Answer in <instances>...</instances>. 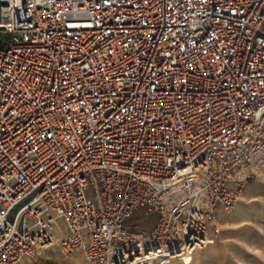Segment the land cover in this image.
<instances>
[{
  "label": "built area",
  "instance_id": "2783aa9c",
  "mask_svg": "<svg viewBox=\"0 0 264 264\" xmlns=\"http://www.w3.org/2000/svg\"><path fill=\"white\" fill-rule=\"evenodd\" d=\"M263 163L264 0H0V264L180 258Z\"/></svg>",
  "mask_w": 264,
  "mask_h": 264
},
{
  "label": "rangeland",
  "instance_id": "374dc122",
  "mask_svg": "<svg viewBox=\"0 0 264 264\" xmlns=\"http://www.w3.org/2000/svg\"><path fill=\"white\" fill-rule=\"evenodd\" d=\"M256 171L236 206L229 213L221 212L217 221L209 225V237L214 241L193 252L188 264H264V163ZM144 216L141 208L130 222L151 229L155 216ZM77 256L81 253L67 255L58 245H52L21 264H76L72 258ZM166 259L163 264H187L179 258L165 262Z\"/></svg>",
  "mask_w": 264,
  "mask_h": 264
},
{
  "label": "crops",
  "instance_id": "0c3cea01",
  "mask_svg": "<svg viewBox=\"0 0 264 264\" xmlns=\"http://www.w3.org/2000/svg\"><path fill=\"white\" fill-rule=\"evenodd\" d=\"M61 226H63L64 227V225L62 224V222H59L58 224H57V230H56V232L57 233H64V231H65V227H64V231H62V232H60L59 231V229H61ZM58 235V234H57ZM59 235H61V234H59ZM76 255V254H75ZM72 259H74L73 261L76 263V264H89L88 262H87V260L85 259V257L81 254V256H77L76 258L75 257H73Z\"/></svg>",
  "mask_w": 264,
  "mask_h": 264
},
{
  "label": "bare ground",
  "instance_id": "6f19581e",
  "mask_svg": "<svg viewBox=\"0 0 264 264\" xmlns=\"http://www.w3.org/2000/svg\"><path fill=\"white\" fill-rule=\"evenodd\" d=\"M60 236V235H58ZM214 239L210 238V242H213ZM46 249L42 250L45 251ZM172 258V257H171ZM171 258H167L165 262L171 260ZM179 259H181L182 261H184V263H190L193 260V253H185L182 257H180Z\"/></svg>",
  "mask_w": 264,
  "mask_h": 264
}]
</instances>
